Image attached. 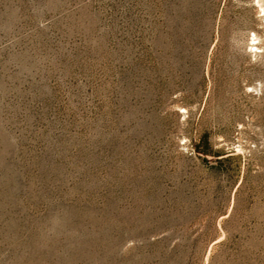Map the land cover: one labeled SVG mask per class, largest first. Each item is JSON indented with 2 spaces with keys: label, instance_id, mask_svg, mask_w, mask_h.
<instances>
[{
  "label": "rangeland",
  "instance_id": "obj_1",
  "mask_svg": "<svg viewBox=\"0 0 264 264\" xmlns=\"http://www.w3.org/2000/svg\"><path fill=\"white\" fill-rule=\"evenodd\" d=\"M0 264H264V0H0Z\"/></svg>",
  "mask_w": 264,
  "mask_h": 264
}]
</instances>
